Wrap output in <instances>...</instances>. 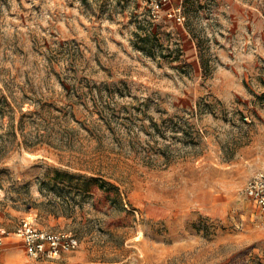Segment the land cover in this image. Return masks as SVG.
Here are the masks:
<instances>
[{"label":"rangeland","instance_id":"1","mask_svg":"<svg viewBox=\"0 0 264 264\" xmlns=\"http://www.w3.org/2000/svg\"><path fill=\"white\" fill-rule=\"evenodd\" d=\"M172 5L0 0V264H264V0ZM30 214L79 246L33 260Z\"/></svg>","mask_w":264,"mask_h":264},{"label":"built area","instance_id":"2","mask_svg":"<svg viewBox=\"0 0 264 264\" xmlns=\"http://www.w3.org/2000/svg\"><path fill=\"white\" fill-rule=\"evenodd\" d=\"M147 7L150 17L158 21L164 16L183 24L186 20L181 7H174L172 0H141ZM245 194L252 199L262 213L264 224V172L251 176L245 186ZM20 239L27 255L33 260L54 262L63 253L75 250L79 246L78 238L72 233L46 230L37 227L35 216L27 215L14 231ZM9 235L6 229H0V246Z\"/></svg>","mask_w":264,"mask_h":264},{"label":"crops","instance_id":"3","mask_svg":"<svg viewBox=\"0 0 264 264\" xmlns=\"http://www.w3.org/2000/svg\"><path fill=\"white\" fill-rule=\"evenodd\" d=\"M8 238H9V236L6 237L5 239L8 240ZM10 250H13V251H11V252H12V253H15V252H14V248H13V246H12L11 248H6V249L4 250V253H6L7 255L10 254Z\"/></svg>","mask_w":264,"mask_h":264},{"label":"trees","instance_id":"4","mask_svg":"<svg viewBox=\"0 0 264 264\" xmlns=\"http://www.w3.org/2000/svg\"><path fill=\"white\" fill-rule=\"evenodd\" d=\"M0 97H2V99L5 101L4 103H7L8 106L12 107L11 104L8 102L7 97L5 95H0ZM12 109H13V107H12Z\"/></svg>","mask_w":264,"mask_h":264}]
</instances>
